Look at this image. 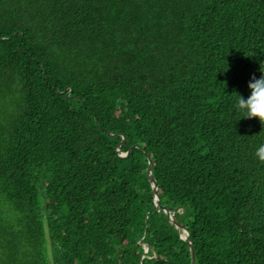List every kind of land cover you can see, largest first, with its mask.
Listing matches in <instances>:
<instances>
[{
  "label": "trees",
  "instance_id": "16d2710c",
  "mask_svg": "<svg viewBox=\"0 0 264 264\" xmlns=\"http://www.w3.org/2000/svg\"><path fill=\"white\" fill-rule=\"evenodd\" d=\"M261 71L264 0H0V264H190L147 157L193 264H264Z\"/></svg>",
  "mask_w": 264,
  "mask_h": 264
},
{
  "label": "clouds",
  "instance_id": "9594fccd",
  "mask_svg": "<svg viewBox=\"0 0 264 264\" xmlns=\"http://www.w3.org/2000/svg\"><path fill=\"white\" fill-rule=\"evenodd\" d=\"M261 73L259 79L255 76L250 79L248 84L250 95L247 99L237 94L235 110L240 113V119H257L264 126V72L261 71ZM255 156L260 163L264 164V145L257 148Z\"/></svg>",
  "mask_w": 264,
  "mask_h": 264
},
{
  "label": "water",
  "instance_id": "95a60500",
  "mask_svg": "<svg viewBox=\"0 0 264 264\" xmlns=\"http://www.w3.org/2000/svg\"><path fill=\"white\" fill-rule=\"evenodd\" d=\"M70 90L71 89H69V91ZM123 141H124V139L122 138L121 142H123ZM119 145H118V147H119ZM118 147H117V151L119 150ZM136 147H137V145H136ZM127 153L128 152H126V153H120L118 156L119 157H124V156L127 155ZM147 161H148V166H147L146 175H147V178H148V182L151 185V192H152L153 203H154L155 209H156V211L162 209L163 212L167 216L168 222L171 225H173L177 230L180 231V238L182 240H184L188 244V248H189V252H190V260H191L190 261V264H193L194 263L193 247H192V245H191V243L189 241L188 231H187L186 228L182 227L180 224L177 223V221L175 220V218L173 216V213L169 209L163 208V207L160 206L159 198H158V195H157V185H156V181L151 176V162H150V158L149 157H147Z\"/></svg>",
  "mask_w": 264,
  "mask_h": 264
}]
</instances>
